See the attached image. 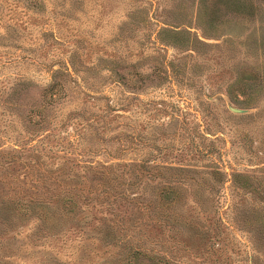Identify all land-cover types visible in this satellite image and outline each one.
<instances>
[{"label":"rangeland","instance_id":"obj_1","mask_svg":"<svg viewBox=\"0 0 264 264\" xmlns=\"http://www.w3.org/2000/svg\"><path fill=\"white\" fill-rule=\"evenodd\" d=\"M109 162L135 208L130 192L183 175L175 208L220 230L212 247L173 230L146 240L163 264H264V0H0V199L62 193L53 183L71 176L91 220L0 211V264H122L99 230Z\"/></svg>","mask_w":264,"mask_h":264},{"label":"trees","instance_id":"obj_2","mask_svg":"<svg viewBox=\"0 0 264 264\" xmlns=\"http://www.w3.org/2000/svg\"><path fill=\"white\" fill-rule=\"evenodd\" d=\"M166 30L169 32L187 31L186 29L177 30L170 28H166ZM42 91V96H48L50 99L49 101L53 100L55 88L52 84H48ZM7 160L10 161L13 160V158H9ZM115 164L125 165L126 163L116 162ZM127 164H129V166L132 164V169H137L136 165L133 163ZM112 166V162L101 164V167L104 169L103 171L100 169L97 175V182L101 185L104 184L101 188L104 194L102 197L103 201L109 197L113 202L112 204H110L109 201L97 202L99 203L97 210H102L100 207L102 203L105 206L104 213L98 217L101 221L99 230L100 236L103 238L105 245L115 246L119 249L118 252L121 254L119 256L123 261L122 264H163V262L167 261L164 253H160V256H156L154 254L158 255V253L152 249V245L146 244V240H150L152 243L159 242V237L162 236L166 230H173L176 232V235L178 236L175 237V240L181 241L185 243L186 246H190L192 248L199 246L204 248L205 243L207 244V240L214 238L220 231L218 228L216 229L215 227L210 226L209 222L205 225V227L198 224L191 215H185L181 213L180 210L175 208L174 205L176 201H178V194L175 186L176 184H182L184 182L182 179L183 175H179V173L171 175L170 177L172 178L165 179L163 184L153 193L151 191L146 192L143 188L130 192L126 198H128L133 205L137 206V208H135L129 204L128 201L120 199V196L122 195L120 194V192H122V187L118 186L119 181L115 177L116 174L113 173L114 171ZM146 167L149 168L150 166L140 165V168L142 169L140 170L141 173L143 172V169H147ZM157 167L160 166L158 165ZM207 172L212 177L211 181L214 184L216 183L218 177L220 178L221 176L222 180V175L225 174L224 170L219 169H211ZM129 173L134 177H136L138 173L139 176V172ZM242 177L246 178L239 172L231 174L232 180L234 179L240 184L243 183ZM48 180V182H45L46 180L42 181L40 185L45 188L49 187L52 181L51 179ZM57 181L53 183L55 186H53L52 189H57L58 191L62 190V193H50V196H45L44 198L38 200H33V198H27L24 200H20L18 198H2L0 199V211L5 212L4 214L10 215L12 212L10 209L14 210L17 206H20V211L22 213L33 207H38V213L43 215V212L54 208L55 205H59L61 207L60 209L63 211L71 212V218H78L79 221L76 224L77 227L82 226V223L90 225L91 220H82L81 222V217L86 214L79 215V202L76 198V193L78 192L76 190H78L79 187L80 189L83 187L82 180L79 178L73 179L71 176L68 177L64 175L58 177ZM124 189H126V187L123 188V190ZM93 204L94 202L92 201L85 203L84 205L86 208L90 209L91 207H94ZM196 204L194 203V206L197 208V211H205L204 213L210 211V203L206 202V206H200L198 204L199 207H197ZM120 206H124L121 208L123 211L121 214H127L125 217L126 219L122 218L123 216H117L116 218L110 217L114 216L113 210L119 209ZM126 208H129L128 212L126 211ZM133 208L136 209V214L133 213ZM106 215L109 217L107 218ZM128 218L129 222H131V227L128 228L120 226V221L128 224ZM132 225H143L145 230L140 227L137 228V232H135L133 231ZM169 236L172 238L174 237L173 235ZM207 245L212 247L213 243L209 241V244ZM107 253L109 254L110 252ZM155 256L156 258H154ZM144 258H147L149 263L146 262V259L144 260Z\"/></svg>","mask_w":264,"mask_h":264},{"label":"water","instance_id":"obj_3","mask_svg":"<svg viewBox=\"0 0 264 264\" xmlns=\"http://www.w3.org/2000/svg\"><path fill=\"white\" fill-rule=\"evenodd\" d=\"M232 109H234V110H236V108H234V107H231Z\"/></svg>","mask_w":264,"mask_h":264}]
</instances>
